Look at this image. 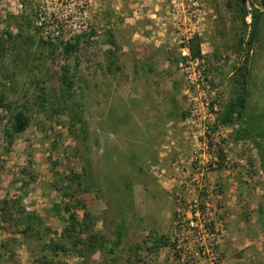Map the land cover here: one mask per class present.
Returning a JSON list of instances; mask_svg holds the SVG:
<instances>
[{"label": "rangeland", "instance_id": "rangeland-1", "mask_svg": "<svg viewBox=\"0 0 264 264\" xmlns=\"http://www.w3.org/2000/svg\"><path fill=\"white\" fill-rule=\"evenodd\" d=\"M251 2L262 21L248 48L252 25L240 11L243 0H0V93L7 97L0 100V200L20 201L51 230L43 239H26L17 216L5 222L0 205V264H41L45 246L60 240L68 225V215L56 212L68 201L57 186L73 175L81 176L77 197L96 231L115 249L88 264H172L169 247L150 251L156 240L172 239V180L190 173L195 157L212 153L214 144L191 139L186 129L200 93L179 65L196 39L213 83L208 101L218 109L213 131L219 126L225 137L220 153L245 160L232 182L222 166L210 174L223 187L224 263L264 264V116L258 118L264 113V6ZM41 17L50 21L45 30ZM45 31L63 38L45 40ZM183 33L191 37L187 43ZM83 34L78 49L66 54V41L75 44ZM243 66L249 72L244 120L225 126ZM63 67L74 81L64 112L58 107ZM24 107L30 126L10 140L8 120ZM81 261L61 252L54 257V264Z\"/></svg>", "mask_w": 264, "mask_h": 264}, {"label": "built area", "instance_id": "built-area-1", "mask_svg": "<svg viewBox=\"0 0 264 264\" xmlns=\"http://www.w3.org/2000/svg\"><path fill=\"white\" fill-rule=\"evenodd\" d=\"M188 1V0H187ZM246 9L245 22L251 26L255 5L251 0H243ZM40 27L46 29L50 23L45 17H41ZM53 23V22H52ZM85 28V26H83ZM40 28V29H41ZM52 28V26H50ZM190 29L185 28V32ZM201 35L199 31H193V35ZM43 39L54 41L62 39L63 33L56 31L52 34L43 32ZM182 42L187 43L191 37L183 33ZM68 41V40H67ZM66 41V42H67ZM183 52L186 61L180 63V68L185 71L188 78L194 76L193 85L199 91L200 103L193 106L186 119V129L189 130L190 138L208 143L212 140V153H204L195 157L191 172L180 180H172V190L175 201V212L172 222L171 261L172 264H225L221 247L228 239L229 229L225 220L220 215L223 205L222 185L217 187L210 181L213 170L221 169L226 175L234 180L233 176L238 173L244 158L235 159L226 153H220L224 134L221 127L213 131L218 122V109L208 101L212 91L211 76L207 71L206 61L203 56L193 59L188 49ZM196 100V99H195ZM202 101V102H201ZM186 124V123H185ZM209 146V145H208ZM208 148V147H207Z\"/></svg>", "mask_w": 264, "mask_h": 264}, {"label": "trees", "instance_id": "trees-1", "mask_svg": "<svg viewBox=\"0 0 264 264\" xmlns=\"http://www.w3.org/2000/svg\"><path fill=\"white\" fill-rule=\"evenodd\" d=\"M262 4L264 6V0H262ZM240 11L245 13V7L242 6ZM261 15L258 11L254 13L253 23L251 27V31L249 34L248 40V48H250L257 39L258 33L261 28ZM6 36L9 39H13V35L11 32H7ZM86 37V34L81 35L76 40V43L73 44L71 41L66 42L64 44L63 51L66 54H71L73 51L78 49V45L80 44V39ZM109 43L111 45H116V41H114V35L111 34ZM197 40V41H196ZM192 42L190 46L191 57L193 59L201 57V42L200 39H196ZM51 47H53L52 43H47ZM1 45V43H0ZM56 50V49H55ZM2 51H0V55ZM187 58L182 57L181 60L186 61ZM63 72L61 75V82L64 86L62 89V93L59 97V109L65 111L64 106H61L62 103L68 100V95L70 91L74 88V81L70 76V71L63 67ZM248 77L249 72L247 66H243L238 69L236 72L235 80L241 86V91L238 92L237 97L234 101H231L228 104V107L225 111L224 120L221 121L223 125L228 126L227 124H233L234 120H244V112L247 107V98H248ZM237 93V92H236ZM0 100L5 101L7 97L0 93ZM46 99L43 98L42 107H45ZM28 109L26 107L22 109L15 110L11 117L8 120V125L5 130V134L8 139L12 140L16 135H19L26 131L30 126V119L28 117ZM243 116V117H242ZM252 118V115H248ZM264 113L260 115L258 118H263ZM247 116L245 115V118ZM260 127H256L257 131H259ZM264 131V129H263ZM263 137V135L261 136ZM67 184L63 187H58L57 190L60 191L68 201L61 208V206L56 205V212L60 215L61 213H65L68 215V225L64 227L61 235L59 236L60 240L54 241L50 240L49 243L45 246L48 251L41 259H39V263L41 264H54V257L57 256L60 252L64 255L74 254L82 261L77 264H88V261L95 256L97 253H103L108 250L109 253H115L114 248L108 249V241L105 235L98 233L96 231V221L91 217V214L87 211L86 205H84L77 197V193L79 189L82 188V181L80 175H73L67 178ZM78 187V188H76ZM86 191V188H84ZM1 207V216H3L5 222H12L14 216H17L16 224L23 226V229L20 233L26 238L30 239L32 237H37V239H43V237H47L48 233L51 232L50 229L44 227V220L41 216L36 213L27 212L23 207H21L20 201H8L6 199L0 200ZM15 209L17 212H12ZM82 211L83 216L79 218L77 216V212ZM8 217V218H7ZM46 234V235H43ZM122 234L121 231L117 233V241L115 246H118L121 243ZM173 243L171 239L167 236L158 239L154 242V248L152 250H159L162 247H172ZM52 254V255H51Z\"/></svg>", "mask_w": 264, "mask_h": 264}, {"label": "crops", "instance_id": "crops-1", "mask_svg": "<svg viewBox=\"0 0 264 264\" xmlns=\"http://www.w3.org/2000/svg\"><path fill=\"white\" fill-rule=\"evenodd\" d=\"M262 12V11H261Z\"/></svg>", "mask_w": 264, "mask_h": 264}]
</instances>
